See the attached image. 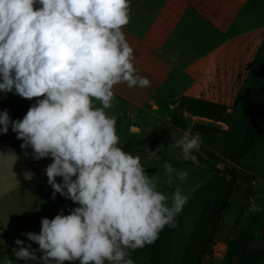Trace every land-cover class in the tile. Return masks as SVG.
I'll return each mask as SVG.
<instances>
[{
  "label": "clouds",
  "instance_id": "obj_1",
  "mask_svg": "<svg viewBox=\"0 0 264 264\" xmlns=\"http://www.w3.org/2000/svg\"><path fill=\"white\" fill-rule=\"evenodd\" d=\"M130 3L0 0V94L43 97L21 119L0 111V134L10 126L20 148L32 149L33 159L51 157L44 171L53 198L59 193L79 205L67 215L61 210L42 218L38 234L24 233L38 249L14 241L13 254L25 264H135L130 251L152 244L165 226L174 227L189 199L178 186L167 202L140 156L118 146L116 119L105 111L114 101L115 85L150 86L134 67V49L123 31ZM201 143L200 132L186 130L167 147L197 164ZM159 150L147 155L159 160ZM17 159L13 151L0 153V163L11 167ZM162 166L169 181L188 175L168 161ZM31 175L24 173L25 179ZM251 208L261 210L256 204ZM0 260L13 264L7 257Z\"/></svg>",
  "mask_w": 264,
  "mask_h": 264
},
{
  "label": "rangeland",
  "instance_id": "obj_2",
  "mask_svg": "<svg viewBox=\"0 0 264 264\" xmlns=\"http://www.w3.org/2000/svg\"><path fill=\"white\" fill-rule=\"evenodd\" d=\"M262 42L263 39L252 61ZM244 86L245 83L236 87L228 98L211 99L210 102L228 108L230 116L226 122L184 114L187 131L197 124L208 127L207 133L202 135L201 147L195 153L197 164L179 159L178 150L167 147L183 134L169 119V115L176 111L178 99L169 98L137 110L114 97L111 107L105 110L116 119L118 146L140 156L146 173L157 178V190L168 197L167 202H171V194L178 186L189 197L179 214L182 217L180 239L177 237L180 247L170 264H244L241 258L246 257L245 252H250L256 264H264V119L253 137L261 110L255 112L253 105L256 104L251 101L247 115L249 107L240 97ZM42 98L29 100L12 92L0 94V111L8 109L10 119H21L28 108ZM94 106L101 105L94 101ZM235 132L241 134L240 143L247 142L250 133L253 137L250 152L242 158L231 153V148L240 144L235 140ZM0 141V153L13 151L23 158L18 157L13 167L0 163V258L7 257L13 264H25L16 260L13 254L14 241L20 239L25 246L31 244L35 250V243L24 233L38 234L42 218L51 219L61 210L65 215L68 212L57 197L61 195L56 193L53 198V191L47 183L44 170L51 163V157L33 159L32 149L20 148L22 141L16 139L10 126L6 134H0ZM158 147L157 155L161 159L150 158L147 150L155 151ZM164 161L177 170H187L186 178L177 181L173 176L169 181L162 166ZM230 168H234L235 175L227 174L226 170ZM25 172L32 174L31 179H25ZM56 182L60 183L61 178L56 177ZM63 198L72 207L79 206ZM253 204L259 205L261 210L253 211ZM35 255L40 257L37 251ZM130 256L135 264H161L163 260L141 248L131 250ZM0 264L4 261L0 260ZM27 264L34 262L29 260Z\"/></svg>",
  "mask_w": 264,
  "mask_h": 264
},
{
  "label": "crops",
  "instance_id": "obj_3",
  "mask_svg": "<svg viewBox=\"0 0 264 264\" xmlns=\"http://www.w3.org/2000/svg\"><path fill=\"white\" fill-rule=\"evenodd\" d=\"M123 31L150 86L122 82L115 98L137 110L182 96L224 99L247 80L264 37V0H131Z\"/></svg>",
  "mask_w": 264,
  "mask_h": 264
},
{
  "label": "trees",
  "instance_id": "obj_4",
  "mask_svg": "<svg viewBox=\"0 0 264 264\" xmlns=\"http://www.w3.org/2000/svg\"><path fill=\"white\" fill-rule=\"evenodd\" d=\"M240 97L243 100H246V103L249 107V111L247 115L250 113L251 110V101L254 102L256 105L254 106L255 112L261 110L259 115V120L257 126H255L254 131L252 132L253 137L255 136L261 121L264 119V37L263 42L256 52L254 56V60L249 67V72L247 76V80L245 81V86L240 91ZM250 104H248V101ZM262 102V103H261ZM177 108L176 111L169 115L170 123L180 131L184 132L187 130V124L184 120V114L188 116H192L198 119H208L214 121H224L226 122V118L230 115L227 113L228 108L223 105L216 104L214 102H210L203 99H197L192 97L182 96L177 101ZM208 127L202 125H194L190 132H200L201 135H205L207 133ZM251 137L247 142L240 143L241 141V134L240 132H235V140L240 143L239 145L233 146L231 148L232 156L237 158H242L246 156L251 148H252V140ZM1 142V141H0ZM22 158L20 155H18ZM23 159V158H22ZM214 172H218L214 167H210ZM227 171L229 175H235L234 168H230ZM53 191V189L51 188ZM58 199L61 201L62 205L70 212L72 207L63 197L58 196ZM182 227V217L179 215L175 219V226L165 228L159 233L158 238L152 243L148 244L145 247L141 248L143 252L151 254L153 256H159L161 264H170L171 259L174 258V253L179 250L180 239L179 231ZM178 235V236H177ZM234 245V243H233ZM38 245L35 244V248L38 249ZM37 253L41 256L42 253L37 251ZM250 252H245V258H241L244 264H256L254 261L253 256L249 255ZM240 261V258H239ZM174 262V260L172 261ZM65 264H70V262H65ZM73 264H78V262H73Z\"/></svg>",
  "mask_w": 264,
  "mask_h": 264
}]
</instances>
